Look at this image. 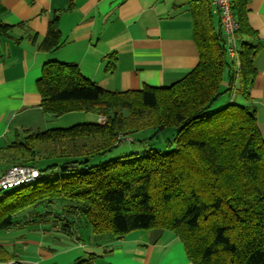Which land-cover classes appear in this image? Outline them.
Instances as JSON below:
<instances>
[{
  "label": "trees",
  "instance_id": "trees-1",
  "mask_svg": "<svg viewBox=\"0 0 264 264\" xmlns=\"http://www.w3.org/2000/svg\"><path fill=\"white\" fill-rule=\"evenodd\" d=\"M249 2L231 0L240 24L238 64L229 59L210 0H191L200 61L168 87L111 92L84 77L76 65L47 63L37 81L43 112L56 117L93 113L106 122L29 131L0 151V162L9 167L28 166L41 173L34 183L5 193L0 231L29 217L33 223L48 219L66 233L88 228L95 239L161 229L180 238L193 264H264V136L247 104L229 101L214 109L224 94L226 73L228 90L236 89L233 71L237 94L251 100L259 48L240 41L257 38ZM62 45L55 15L40 49L51 52ZM168 129L177 130L170 152L152 150L91 165L124 140L135 143V134L153 140ZM0 261L20 264L1 243Z\"/></svg>",
  "mask_w": 264,
  "mask_h": 264
},
{
  "label": "crops",
  "instance_id": "crops-1",
  "mask_svg": "<svg viewBox=\"0 0 264 264\" xmlns=\"http://www.w3.org/2000/svg\"><path fill=\"white\" fill-rule=\"evenodd\" d=\"M190 2L0 0V26L7 28L0 29V151L18 135L43 132L55 125L57 117L43 112L37 89L49 62L76 65L84 77L111 92L168 87L184 79L200 61ZM248 10L257 38L240 41L258 45L257 75L250 88L251 100L240 97L239 103L255 111L264 136V0H250ZM55 15L63 45L44 52L40 44ZM214 16L218 25L219 17ZM112 59L114 68L108 70ZM228 74L223 79L226 85ZM7 168L0 162V174ZM43 210L38 212L43 214ZM31 218L0 231V243L20 264H74L79 259L91 264H193L180 238L168 230L95 239L90 229L66 233L48 219L33 217L37 220L33 223Z\"/></svg>",
  "mask_w": 264,
  "mask_h": 264
},
{
  "label": "rangeland",
  "instance_id": "rangeland-1",
  "mask_svg": "<svg viewBox=\"0 0 264 264\" xmlns=\"http://www.w3.org/2000/svg\"><path fill=\"white\" fill-rule=\"evenodd\" d=\"M233 75H236V89L238 88V77L236 71H233ZM229 85L225 83L222 84L221 90L224 92L221 95L214 105V109L223 108L227 105L229 101L239 103L240 96L237 94L236 89L233 91H229ZM228 90V92H227ZM226 91V92H225ZM241 104V103H240ZM66 118H65V117ZM61 117H57L56 123L51 129H69L74 126L82 125V124H94L97 122L98 116L93 113H85V112H76L64 115ZM59 119H68V122H63L65 120ZM99 121V118H98ZM133 139L136 140L135 143L129 142L130 140H124L121 142L119 148L114 149L112 152L103 155L101 157L95 158L91 165H100L107 163L109 161H114L119 158H123L129 156L131 154H138L143 152H163L167 153L175 149V142L177 138V130L176 129H168L157 136V138L153 140H144L146 137L144 134H135L132 136ZM46 163H42L43 167ZM39 166V165H38ZM41 166V165H40ZM56 216L58 212L56 211ZM54 219V216L52 217ZM88 229V228H86Z\"/></svg>",
  "mask_w": 264,
  "mask_h": 264
},
{
  "label": "built area",
  "instance_id": "built-area-1",
  "mask_svg": "<svg viewBox=\"0 0 264 264\" xmlns=\"http://www.w3.org/2000/svg\"><path fill=\"white\" fill-rule=\"evenodd\" d=\"M210 2L213 6L214 13L219 17L221 29L227 43L229 59L239 64L236 35L240 29V24L232 10L231 0H210ZM105 122V117H99L98 123L104 125ZM40 178V171L33 167L14 166L7 168L0 174V203L3 201L7 191L30 185ZM14 263V261L7 263L0 261V264Z\"/></svg>",
  "mask_w": 264,
  "mask_h": 264
}]
</instances>
